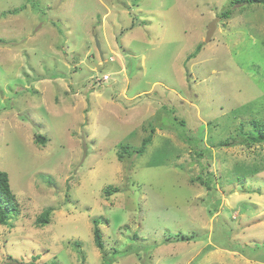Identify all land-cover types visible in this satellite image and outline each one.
Listing matches in <instances>:
<instances>
[{"label": "rangeland", "instance_id": "rangeland-1", "mask_svg": "<svg viewBox=\"0 0 264 264\" xmlns=\"http://www.w3.org/2000/svg\"><path fill=\"white\" fill-rule=\"evenodd\" d=\"M255 121L260 4L0 0V171L17 206L0 264H264Z\"/></svg>", "mask_w": 264, "mask_h": 264}, {"label": "trees", "instance_id": "trees-1", "mask_svg": "<svg viewBox=\"0 0 264 264\" xmlns=\"http://www.w3.org/2000/svg\"><path fill=\"white\" fill-rule=\"evenodd\" d=\"M135 4H138L140 2V0H134ZM236 4L238 5H254V4H260L263 6L264 8V0H234ZM233 12L232 10H228L224 15L223 18L224 19H230L232 16ZM3 16V15H2ZM202 51V46H199L197 48V50L191 54L188 57V60H192L195 59L198 54ZM254 126H255V132L256 135H248V137L246 138V140L244 141L246 145H258V144H264V122H254ZM155 133V127L153 126L151 128V134L143 140L141 147L137 150V156H143L146 153L147 148L152 145L153 143V136ZM38 144L40 145H44L45 144V138L39 137L38 139ZM233 143H227V144H223L221 145L222 147H227V146H232ZM200 156H202L201 154H199ZM119 159H123L122 156H119ZM157 163L154 162L155 166ZM244 173L246 174H255L257 173V170L253 169L251 170V172H249L248 170H243ZM200 184L204 187H206L207 189H210V184L205 182L204 180H202L201 178L199 179ZM113 192H117L118 189L117 188H113L112 190ZM108 194L111 192H107ZM16 196L15 194L12 192L11 190V186H10V182H9V176L6 172L0 171V225H6L10 218H11V213L14 209H16ZM50 211H45L41 217L37 220V225L39 227H44L46 226L49 222H50ZM94 240H95V244L99 249H103L104 244H103V240H102V234H101V230L99 228V221L95 220L94 221ZM38 258H34V260H36ZM114 260L112 258H108L105 257V264H113ZM10 264V263H8Z\"/></svg>", "mask_w": 264, "mask_h": 264}, {"label": "water", "instance_id": "water-1", "mask_svg": "<svg viewBox=\"0 0 264 264\" xmlns=\"http://www.w3.org/2000/svg\"><path fill=\"white\" fill-rule=\"evenodd\" d=\"M217 21H218V19L215 20L214 22H212L209 25L208 32H207V35H206V43H210L212 41V39H213V37H214V35L216 33V30H217V24H216ZM97 44H98V49H99V51L101 53V56L103 57V54L101 52V46H100V43L98 42V40H97Z\"/></svg>", "mask_w": 264, "mask_h": 264}, {"label": "built area", "instance_id": "built-area-1", "mask_svg": "<svg viewBox=\"0 0 264 264\" xmlns=\"http://www.w3.org/2000/svg\"><path fill=\"white\" fill-rule=\"evenodd\" d=\"M103 79H104L103 81H107L109 78L108 77H104Z\"/></svg>", "mask_w": 264, "mask_h": 264}]
</instances>
